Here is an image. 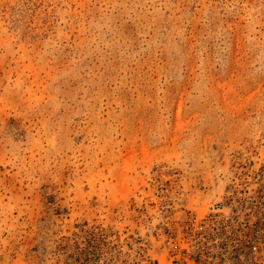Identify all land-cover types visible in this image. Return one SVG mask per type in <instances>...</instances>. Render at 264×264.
Instances as JSON below:
<instances>
[{
  "label": "rangeland",
  "instance_id": "1",
  "mask_svg": "<svg viewBox=\"0 0 264 264\" xmlns=\"http://www.w3.org/2000/svg\"><path fill=\"white\" fill-rule=\"evenodd\" d=\"M188 212L264 226V0H0V264H168Z\"/></svg>",
  "mask_w": 264,
  "mask_h": 264
},
{
  "label": "built area",
  "instance_id": "2",
  "mask_svg": "<svg viewBox=\"0 0 264 264\" xmlns=\"http://www.w3.org/2000/svg\"><path fill=\"white\" fill-rule=\"evenodd\" d=\"M233 218L188 212L172 226L163 223L160 239L168 264H264V226L257 219L245 231ZM232 227L239 231L230 237Z\"/></svg>",
  "mask_w": 264,
  "mask_h": 264
}]
</instances>
